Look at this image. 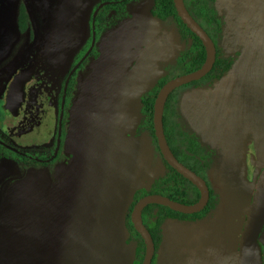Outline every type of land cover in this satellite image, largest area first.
<instances>
[{"label": "rangeland", "instance_id": "1", "mask_svg": "<svg viewBox=\"0 0 264 264\" xmlns=\"http://www.w3.org/2000/svg\"><path fill=\"white\" fill-rule=\"evenodd\" d=\"M115 1L121 0H109ZM153 2L132 0L98 13L102 26L67 99L57 158L45 165L0 159V264H133L132 196L165 173L151 138L136 135L140 101L162 78L181 76L174 68L188 52L173 21L152 17ZM99 4L107 5L0 0V103L30 64L46 82L40 92V83L26 86L18 116L0 112L3 145L35 161L47 158L31 149L53 145L60 81L89 51V18ZM21 5L25 34L17 30ZM215 6L223 25L216 45L234 68L219 86L202 81L174 96L182 130L211 152L202 176L218 207L192 224L167 222L153 264H237L241 223L264 167V0ZM152 193L168 198L172 189L159 183Z\"/></svg>", "mask_w": 264, "mask_h": 264}, {"label": "trees", "instance_id": "2", "mask_svg": "<svg viewBox=\"0 0 264 264\" xmlns=\"http://www.w3.org/2000/svg\"><path fill=\"white\" fill-rule=\"evenodd\" d=\"M130 1L132 0H121V1H115V4H112L109 2V0H104V3L109 2L110 4L108 3L105 6L106 9H110L113 7H117L120 4L127 5ZM183 2L190 16L200 25V27L205 31V33L212 39L216 47L217 54H216V61L214 63V66L211 72L199 82L206 81L211 84H218L217 86H219L225 83V80L229 78L234 68V63L232 59H225L224 56L222 55L221 49L217 47L218 45L217 38H219V35H221L222 33L223 25L221 23L220 14L216 10V6H215L216 0H183ZM98 6L96 7V9L98 8ZM151 15L152 17L162 21H173L177 27L181 40L185 45H188L187 47L188 52L182 53L180 55L179 61L175 66L174 70L181 71V76L198 70L205 62L206 59L205 49L202 46L199 39L195 35H193L178 18L173 4V0H154ZM92 20H93V12L91 13L89 18V25H88L89 37L88 40L86 41V44L90 43L92 40V31H91L92 27L94 26L96 30L98 27L102 26V17L99 14H97L94 24H92ZM28 29H29L28 14L26 12L25 7L21 5L18 10L17 30L19 34H25ZM89 56L84 60V62L78 68L76 73L70 79L66 91L64 111L66 110V103L68 97L75 90L76 76L87 65L86 63ZM73 67L74 66H71L69 68L68 72L62 77L60 81V91L57 96V126H58L60 107L62 102V96L64 94L66 79L70 71L73 69ZM168 81H170V78L167 77L162 78L157 82L156 86L151 90V92L146 94L141 99L140 109H141L142 118L136 130V135L141 136L142 134H147L151 138L153 145H155V150L159 155L160 152L157 147L156 139L154 137V130H153V105L158 91ZM50 82L53 85L55 84L53 81ZM197 83L198 82L192 83L190 84V86L195 85ZM40 91H41V85H40V90L37 89V92ZM175 93L176 91L170 95L164 107L163 129H164L166 142L172 154L180 164L184 165L187 169L194 172L195 174L202 175V172L208 169V165L211 160L209 159L211 152L208 151L207 148L202 145V143L198 140L197 136L182 130L180 124L177 121L178 114H177L176 100H175L177 94L174 96ZM63 124H64V119L62 123V128H64ZM3 136H4L3 133L0 132V142L6 144L7 140H5ZM56 137H57V131L54 135L53 145L50 148L31 149V152L35 153L36 155L40 154L41 156H45V155L47 156V158H43L44 160H42L43 161L42 163H38L35 160L29 161L28 159H24L20 155L4 148L2 145H0V159L8 158L7 155H10L19 159L21 163L24 165H30L29 163L32 162L45 165L46 163H44V161L49 160L54 155L53 153L55 152L56 149ZM21 151L22 154L26 155L25 154L26 150H21ZM21 151L19 150V152ZM203 154H205V157L203 156ZM205 158H208V160H206ZM162 162L165 166V173L163 174V176L158 181H154L150 185L149 189L136 190L132 196V200L130 203L129 212L127 215V222L130 231L134 234V236L137 239V243H135V260L133 264H142L144 258V250H145L143 241L141 240L140 236L135 232L130 222L131 211L133 209V206L139 199L148 195H154L155 193H152L153 189L156 186H158L159 183H164L167 184L168 186H171L172 193L171 196L168 197V199H170L171 201L185 205H193L199 200L198 190L191 183H189L187 180H185L183 177L177 174L176 171H174L169 166H167V164L163 159ZM217 207H218V200L216 196L210 191V199L206 208L201 213L196 215H192V216L181 215L172 212L167 208L156 205H152L144 209V211L142 212V221L153 239L155 246V256L161 248L162 240H163V228L167 222L192 224L199 219L200 215L209 214L213 212ZM236 254H237V249H236ZM154 258H153V262H154Z\"/></svg>", "mask_w": 264, "mask_h": 264}, {"label": "water", "instance_id": "3", "mask_svg": "<svg viewBox=\"0 0 264 264\" xmlns=\"http://www.w3.org/2000/svg\"><path fill=\"white\" fill-rule=\"evenodd\" d=\"M107 4V3H104ZM173 4L178 18L187 27V29L195 35L205 49L206 59L204 64L196 71L189 74L174 78L168 81L157 93L153 105V130L156 139L157 147L159 149L162 159L167 166L177 172L181 177L191 183L199 192V200L193 205L180 204L171 201L168 198L159 195H148L139 199L130 214V222L135 232L140 236L144 244V258L142 264H152L155 255V246L153 239L146 229L142 221V212L149 206L156 205L169 209L172 212L192 216L201 213L207 206L210 199V190L206 182L197 176L194 172L187 169L180 164L172 154L166 142L163 129V113L165 104L172 93L176 90L196 83L204 79L212 70L216 61V47L211 38L205 33L200 25L190 16L185 8L183 0H173ZM105 5H99L93 14L92 24H94L99 10ZM92 42L89 51L85 57L70 71L66 84L64 87V94L60 107V114L57 126V143L55 155L51 159L45 161L50 163L56 156L60 147L62 123L64 118V105L66 98V91L71 77L76 73L78 68L84 60L91 54L95 45V27H92ZM39 70L35 69V65L30 64L18 73L10 84L9 92L2 109L10 112L11 115L17 114L18 108L24 101L25 87L30 80L38 78ZM0 144L14 153L17 151ZM250 166L254 167L255 158L253 155L249 156ZM42 163L41 161H37ZM264 230V167L259 173L251 192V198L246 208L243 223L240 228L238 243H237V264H264L262 256L260 236Z\"/></svg>", "mask_w": 264, "mask_h": 264}, {"label": "flooded vegetation", "instance_id": "4", "mask_svg": "<svg viewBox=\"0 0 264 264\" xmlns=\"http://www.w3.org/2000/svg\"><path fill=\"white\" fill-rule=\"evenodd\" d=\"M212 40V39H211ZM235 65V64H234ZM38 69V68H37ZM39 72H40V70H39ZM31 82H35V83H40V85L41 86H44V85H46V82L44 81V79H42L41 78V75H39L38 76V78H36V79H33V80H30L29 82H28V84L29 83H31ZM27 84V85H28ZM26 85V86H27ZM26 88V87H25ZM24 92H25V90H24ZM8 96V95H7ZM6 99H7V97H6ZM6 99L4 100V102H1L0 103V112H6V113H9L10 114V112H8V111H6V110H4V109H2V105L5 103V101H6ZM24 103H25V97H24V101H23V103L21 104V106L18 108V110H17V114L15 115V116H18V111L20 110V108L24 105ZM11 116H13V115H11ZM18 155H20L22 158H24V159H28L29 161H32L33 159H29L28 157H27V155H24V154H22V153H20L19 152V150H18V153H17ZM251 154H248V158H249V156H250ZM52 158V157H51ZM50 158V159H51ZM37 162V161H36ZM39 163V162H38ZM45 163V162H44ZM47 164V163H46ZM197 175V174H196ZM197 176H199L200 178H202L203 179V176L202 175H197ZM204 180V179H203ZM205 181V180H204ZM207 184V183H206ZM208 186V185H207ZM209 188V187H208ZM260 243H261V241H260ZM263 246H264V241L261 243V251H262V256L264 257V255H263ZM155 256V255H154ZM264 259V258H263Z\"/></svg>", "mask_w": 264, "mask_h": 264}]
</instances>
